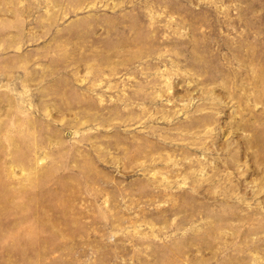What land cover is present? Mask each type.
Returning <instances> with one entry per match:
<instances>
[{
    "label": "rangeland",
    "instance_id": "rangeland-1",
    "mask_svg": "<svg viewBox=\"0 0 264 264\" xmlns=\"http://www.w3.org/2000/svg\"><path fill=\"white\" fill-rule=\"evenodd\" d=\"M0 264H264V0H0Z\"/></svg>",
    "mask_w": 264,
    "mask_h": 264
}]
</instances>
